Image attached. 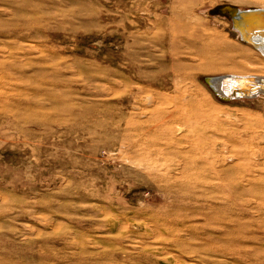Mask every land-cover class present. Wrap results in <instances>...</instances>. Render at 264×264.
I'll list each match as a JSON object with an SVG mask.
<instances>
[{"label":"rangeland","instance_id":"obj_1","mask_svg":"<svg viewBox=\"0 0 264 264\" xmlns=\"http://www.w3.org/2000/svg\"><path fill=\"white\" fill-rule=\"evenodd\" d=\"M226 5L264 0H0V264H264V93L205 82L264 75Z\"/></svg>","mask_w":264,"mask_h":264},{"label":"water","instance_id":"obj_2","mask_svg":"<svg viewBox=\"0 0 264 264\" xmlns=\"http://www.w3.org/2000/svg\"><path fill=\"white\" fill-rule=\"evenodd\" d=\"M218 13L223 16L230 18L232 22V28L234 31L240 34L241 42L251 45L254 49H259L260 45L252 43V36L255 34L264 33V9H240L235 6L226 5L218 8ZM252 78V77H251ZM232 79V77L224 78H206L205 82L211 87L213 93L221 100L228 102L232 99L237 98H251L255 97V93L252 92V83L255 85L254 81L250 79H237L240 87L237 88L235 94L224 93L221 88H218V83L227 84V80ZM255 82L259 84V90L264 93V85L258 78L254 77ZM233 80V79H232ZM234 81V80H233ZM217 84V85H216Z\"/></svg>","mask_w":264,"mask_h":264},{"label":"bare ground","instance_id":"obj_3","mask_svg":"<svg viewBox=\"0 0 264 264\" xmlns=\"http://www.w3.org/2000/svg\"><path fill=\"white\" fill-rule=\"evenodd\" d=\"M262 22H264V19L262 20ZM241 39V38H240ZM252 43H255L257 45H260V47H258L259 49H255L257 51H260L263 55H264V33L261 34H255L252 36ZM251 46V45H250ZM261 76V77H260ZM263 76V77H262ZM252 77V78H251ZM254 77L258 78L259 81H261L264 85V75H257V74H248V75H236L233 76L232 79L227 80V84H223V83H218V88H221L222 91H224V93H232L235 94L237 91V88L240 87L239 82H241V79H250L252 81H254L255 85L252 83V87L253 90L252 92H254L255 96L257 95H261V90H259V84L258 82H255V79H253ZM237 79H240L239 82H237ZM145 90V89H144ZM140 91V90H139ZM143 91V90H142ZM132 96V95H131ZM150 96V95H149ZM133 98V97H132ZM155 99V98H154ZM167 102V101H166ZM143 108V107H142ZM173 108V107H172ZM153 110V109H152ZM166 113V112H165ZM175 113V112H174ZM177 113V112H176ZM155 114V113H154ZM168 115V114H167ZM175 115V114H174ZM169 116V115H168ZM170 118H172L170 116ZM174 118V117H173ZM176 118V117H175ZM166 121V120H165ZM172 121V120H171ZM177 121V120H176ZM177 123V122H176ZM180 129V128H179ZM149 164V163H148Z\"/></svg>","mask_w":264,"mask_h":264}]
</instances>
